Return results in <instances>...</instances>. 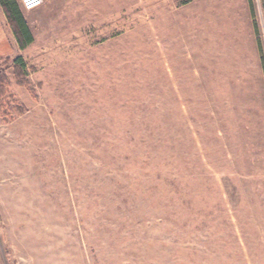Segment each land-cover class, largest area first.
<instances>
[{
	"label": "rangeland",
	"instance_id": "rangeland-1",
	"mask_svg": "<svg viewBox=\"0 0 264 264\" xmlns=\"http://www.w3.org/2000/svg\"><path fill=\"white\" fill-rule=\"evenodd\" d=\"M43 1L24 51L0 4V264H264V0Z\"/></svg>",
	"mask_w": 264,
	"mask_h": 264
},
{
	"label": "trees",
	"instance_id": "trees-1",
	"mask_svg": "<svg viewBox=\"0 0 264 264\" xmlns=\"http://www.w3.org/2000/svg\"><path fill=\"white\" fill-rule=\"evenodd\" d=\"M250 1L251 9L254 15V8L252 0ZM1 7L6 15L9 25L12 28L13 34L17 40L20 50L24 51L30 47L33 42V36L30 28L26 22L23 11L20 7L18 0H0ZM15 65L18 70L23 72L26 69V65L21 57L15 60ZM5 79L0 78V93H4Z\"/></svg>",
	"mask_w": 264,
	"mask_h": 264
},
{
	"label": "crops",
	"instance_id": "crops-1",
	"mask_svg": "<svg viewBox=\"0 0 264 264\" xmlns=\"http://www.w3.org/2000/svg\"><path fill=\"white\" fill-rule=\"evenodd\" d=\"M249 5H250V1L248 0ZM250 12H251V16L253 17V12L251 10V5H250ZM254 14H255V7H254ZM254 25V29L255 28V24ZM15 43H13V40L11 39V37L9 36L2 20H0V58H4V57H9L12 55L13 53V45ZM16 44L17 40H16ZM19 47V46H18Z\"/></svg>",
	"mask_w": 264,
	"mask_h": 264
},
{
	"label": "built area",
	"instance_id": "built-area-1",
	"mask_svg": "<svg viewBox=\"0 0 264 264\" xmlns=\"http://www.w3.org/2000/svg\"><path fill=\"white\" fill-rule=\"evenodd\" d=\"M20 7L25 12H32L39 9L44 1L43 0H18Z\"/></svg>",
	"mask_w": 264,
	"mask_h": 264
}]
</instances>
